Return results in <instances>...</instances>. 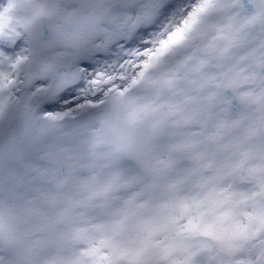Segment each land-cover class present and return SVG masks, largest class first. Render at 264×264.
<instances>
[{
    "label": "clouds",
    "instance_id": "obj_1",
    "mask_svg": "<svg viewBox=\"0 0 264 264\" xmlns=\"http://www.w3.org/2000/svg\"><path fill=\"white\" fill-rule=\"evenodd\" d=\"M0 264H264V0H0Z\"/></svg>",
    "mask_w": 264,
    "mask_h": 264
}]
</instances>
